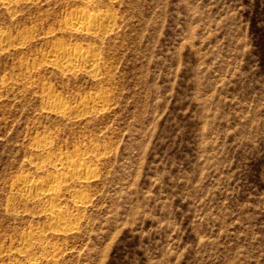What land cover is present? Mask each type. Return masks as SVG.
Listing matches in <instances>:
<instances>
[{"label":"rangeland","instance_id":"rangeland-1","mask_svg":"<svg viewBox=\"0 0 264 264\" xmlns=\"http://www.w3.org/2000/svg\"><path fill=\"white\" fill-rule=\"evenodd\" d=\"M33 2L0 6V264H264V0L98 1L116 25L93 40L61 28L78 0ZM56 42L93 47L98 71L47 68ZM103 93L84 117L46 110ZM59 153L96 180L72 185L87 204L64 200L58 237L13 184Z\"/></svg>","mask_w":264,"mask_h":264},{"label":"bare ground","instance_id":"bare-ground-1","mask_svg":"<svg viewBox=\"0 0 264 264\" xmlns=\"http://www.w3.org/2000/svg\"><path fill=\"white\" fill-rule=\"evenodd\" d=\"M33 1L37 2V0H0V6L6 8L11 7V9H13L20 2ZM98 1H106L109 4H113L117 0H78L81 10L70 12L62 21L61 28L70 35L83 36L92 40L102 38V36L112 33L116 25V17H114L113 15L114 12L112 13L108 8L100 10L97 9V11L90 10L93 9L91 7H93V5H95V3H97ZM24 44L25 43L23 41L18 43L17 45L22 47ZM7 46L8 43L6 37L1 36L0 49H4ZM82 48L79 46L68 47L59 42L52 43L50 51L42 55V62L45 63V66H47V68H54V70L56 69V71L64 75H75L77 72L95 74L100 67V59H98L99 56L97 57V54L95 53V51L97 50L94 49V51L93 47H90V50H84L85 48ZM106 96L107 95L103 93L97 97H95L94 95V97L92 98H83L79 101L75 108H71L69 104L68 106L58 98L49 96L47 104L45 103L46 110L51 113L57 114L58 116L60 115L62 118H67L73 113H76L77 117H84L94 111L97 107L103 108L105 106V101L107 100L105 99ZM49 145L50 144L47 141H38L34 144V149L37 152L49 153V149L51 148ZM91 150L93 149L91 148ZM50 158H45V162H49L50 165L52 164L54 172H50V174L48 173L47 176H45V178L41 180L31 179L27 177L28 175L19 178L13 184V191H15V196L19 200L41 205L43 207L42 213H45L48 217L47 219H49V221L52 223L51 226L53 227L52 231H54V235L57 234V236H65V234L69 233L73 229L72 224L77 221V219L74 218V216L68 217L67 212L64 211L66 209L61 210L60 207L64 200L69 197L73 201V205L81 211V209L87 204L86 196L83 192L71 190V188L73 187L72 185L76 184L80 187H83L86 184L92 183L93 180H96L94 179L96 178V172L92 169V166H89L90 163L86 161L87 159H84V155H80L78 158H76V160L73 159L74 161L72 160L70 162L68 160L70 157L67 155H60L58 158H55L53 160ZM91 169L95 173H93ZM29 231V236L22 238L23 240L21 241V244L19 243L22 250H28L31 246L34 245L31 235L34 234L40 237V232H38L37 230L31 229ZM39 239L40 238H38V240ZM39 243L41 244V242ZM41 245H43V241ZM53 246L46 244L45 247L43 246L44 248H42V251L43 249H52L53 251V249L56 247ZM11 264L18 263L11 262Z\"/></svg>","mask_w":264,"mask_h":264}]
</instances>
